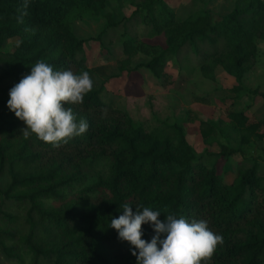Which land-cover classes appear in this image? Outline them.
Wrapping results in <instances>:
<instances>
[{"label": "trees", "instance_id": "obj_1", "mask_svg": "<svg viewBox=\"0 0 264 264\" xmlns=\"http://www.w3.org/2000/svg\"><path fill=\"white\" fill-rule=\"evenodd\" d=\"M194 1L181 16L167 0H138L128 21L140 18L149 38L163 35L164 44L146 42L126 25L119 70L161 77L173 53L194 55L209 80L216 81L218 67L234 77L226 117L200 121L203 142L220 148L205 154L189 142L184 121L163 120L147 130L108 99L106 80L89 66L85 50L120 24L106 11L107 0H0V264H137L133 246L109 227L125 203L134 212L136 204L159 210L162 221L167 212L208 221L223 236L208 264H264V174L259 159L246 156L264 139V119L237 107L245 96L264 101V91L245 82L264 41V0H235L227 14ZM84 16L104 17V29L77 35L74 22ZM15 37L19 41L5 51ZM140 51L150 59L132 66ZM40 60L54 70L87 71L94 82L83 103L66 105L87 120V132L59 147L35 134L25 139V122L8 107V90ZM237 154L236 176L227 183L217 161ZM142 230L150 242L151 224Z\"/></svg>", "mask_w": 264, "mask_h": 264}, {"label": "rangeland", "instance_id": "obj_2", "mask_svg": "<svg viewBox=\"0 0 264 264\" xmlns=\"http://www.w3.org/2000/svg\"><path fill=\"white\" fill-rule=\"evenodd\" d=\"M138 0H107V12H113L120 24L106 31L102 44L98 41L87 43L85 50L89 66L106 80L108 99L114 107L126 111L136 121L142 123L147 130L161 124L163 120L184 121L187 138L198 153L206 151L217 152L218 145L208 146L203 142L200 132V121L226 117V110L232 106L233 93L230 88L236 84L234 77L228 75L222 67L216 69V81L203 77L195 67L194 55L184 59L170 53L166 58L165 72L161 77L154 76L150 71L141 69L134 73L119 70L120 61L126 58L123 51V33L125 26L141 39L149 43L164 44V36L149 38L148 26L140 18L128 21ZM206 8L219 14H227L234 8L235 0H202ZM194 0H167L181 16H185ZM197 7V4L196 6ZM196 9V8H195ZM104 17L84 16L74 22L77 35L81 37L97 36L105 27ZM18 37L8 40L5 51L12 50ZM259 59L251 72L245 78L247 85L259 87L264 91V41L259 42ZM150 59L143 51L132 58V66ZM180 61V62H179ZM12 79L3 82L6 88ZM10 90H8L9 95ZM10 96V95H9ZM195 97L209 98V103L195 100ZM238 108L255 120L264 119V101L260 97L250 99L245 96ZM264 132V128L261 130ZM237 148V141L231 142ZM246 156L256 157L261 162V172L264 174V139H259L256 146L247 149ZM241 156L222 157L217 161L219 173L224 181L231 183L237 171ZM209 163H214L209 158Z\"/></svg>", "mask_w": 264, "mask_h": 264}, {"label": "clouds", "instance_id": "obj_3", "mask_svg": "<svg viewBox=\"0 0 264 264\" xmlns=\"http://www.w3.org/2000/svg\"><path fill=\"white\" fill-rule=\"evenodd\" d=\"M89 72L54 70L44 60L32 66L30 74L10 89L8 107L26 127L21 130L25 139L32 134L54 147L67 143L87 132L86 119H77L72 107L83 103L93 88ZM118 218H112L109 227L118 231V238L128 241L137 257V264H208L223 236L210 229L208 221L192 219L136 204L125 203ZM142 209V211H141ZM166 213V212H165ZM150 223L154 230L150 242L143 239L142 225Z\"/></svg>", "mask_w": 264, "mask_h": 264}]
</instances>
